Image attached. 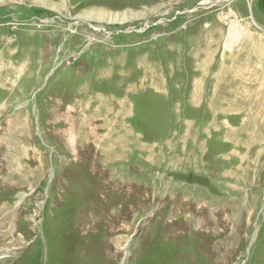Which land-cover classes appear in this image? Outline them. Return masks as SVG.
Returning a JSON list of instances; mask_svg holds the SVG:
<instances>
[{
    "label": "rangeland",
    "instance_id": "obj_1",
    "mask_svg": "<svg viewBox=\"0 0 264 264\" xmlns=\"http://www.w3.org/2000/svg\"><path fill=\"white\" fill-rule=\"evenodd\" d=\"M262 49L264 0H0V264H264Z\"/></svg>",
    "mask_w": 264,
    "mask_h": 264
},
{
    "label": "bare ground",
    "instance_id": "obj_2",
    "mask_svg": "<svg viewBox=\"0 0 264 264\" xmlns=\"http://www.w3.org/2000/svg\"><path fill=\"white\" fill-rule=\"evenodd\" d=\"M240 29L237 28L235 25H232L231 26V29L229 30L228 34H227V39L225 41V47L227 49H232L233 46L235 45V41H239L241 36L238 34ZM238 34V35H237ZM256 45V44H255ZM258 47V46H257ZM257 48H254L253 45H249V48L247 49H244L243 52L245 53H249V52H254L256 51ZM264 51L263 49L260 51V54H261V57H263L264 59ZM233 59V58H232ZM254 55H252V57L250 56H247L244 60H237V63H241V65H239V67L237 66L236 64V59L235 60H231L232 62H235L234 64V67H231V66H228L226 65V61H225V66L222 68V69H225L226 68V73L222 72L221 74L218 72V75H220V77L218 76L217 79L219 81V84L222 88H224L226 90V88H228L227 90H231L233 93H240V94H245V95H248L247 91H248V87L250 86V88L253 90L254 88V84L253 82L254 81H257L258 79V75H256L255 73L253 75L249 74L251 72L247 71L248 74H244V75H239L238 72L241 70V69H251L253 70L254 69V64H255V60H254ZM258 66V65H257ZM258 68V67H257ZM256 68V69H257ZM261 68H262V65H261ZM221 69V68H220ZM255 70V69H254ZM241 72L243 73V71L241 70ZM246 72V73H247ZM241 73V74H242ZM253 73V72H252ZM263 74V73H262ZM216 76V75H215ZM207 83V82H206ZM241 83H243L244 85H241ZM252 84V85H251ZM237 85V88H235ZM249 85V86H248ZM259 85V84H258ZM253 86V87H251ZM226 87V88H225ZM217 88V87H216ZM221 88V89H222ZM259 88V87H258ZM261 88H263L264 90V80L261 81ZM136 90V89H135ZM134 90V91H135ZM257 90V89H256ZM256 92V91H255ZM250 94V93H249ZM259 94V93H258ZM262 95V94H261ZM261 95H258V96H261ZM131 96V95H130ZM264 97V94L262 95ZM261 96V97H262ZM255 97V95H254ZM257 98V97H256ZM260 99H258V102H259ZM247 102L246 103H250L248 102V100H246ZM244 102V101H243ZM257 102V101H256ZM254 103V102H253ZM240 104V103H239ZM251 104V103H250ZM232 107V105H229ZM246 106V105H245ZM258 106V104H257ZM256 106V107H257ZM129 108V107H128ZM259 110V109H258ZM223 117V116H222ZM226 118V117H225ZM252 119V118H251ZM255 125V124H254ZM252 136V135H251Z\"/></svg>",
    "mask_w": 264,
    "mask_h": 264
}]
</instances>
